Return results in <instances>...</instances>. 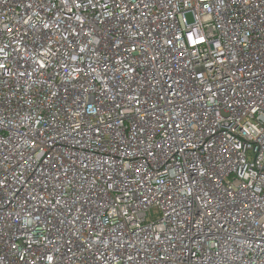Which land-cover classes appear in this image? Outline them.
<instances>
[{"label": "built area", "instance_id": "2783aa9c", "mask_svg": "<svg viewBox=\"0 0 264 264\" xmlns=\"http://www.w3.org/2000/svg\"><path fill=\"white\" fill-rule=\"evenodd\" d=\"M0 264H264V0H0Z\"/></svg>", "mask_w": 264, "mask_h": 264}, {"label": "rangeland", "instance_id": "374dc122", "mask_svg": "<svg viewBox=\"0 0 264 264\" xmlns=\"http://www.w3.org/2000/svg\"><path fill=\"white\" fill-rule=\"evenodd\" d=\"M189 17V16H188Z\"/></svg>", "mask_w": 264, "mask_h": 264}]
</instances>
